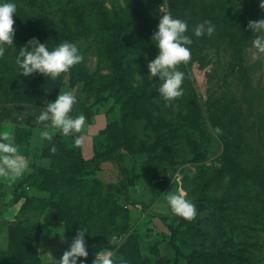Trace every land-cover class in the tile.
I'll return each mask as SVG.
<instances>
[{"label": "rangeland", "instance_id": "rangeland-1", "mask_svg": "<svg viewBox=\"0 0 264 264\" xmlns=\"http://www.w3.org/2000/svg\"><path fill=\"white\" fill-rule=\"evenodd\" d=\"M15 2V46L0 58V104L28 107L40 94L45 106L71 92L77 115L89 116L94 128L113 126L100 141L85 137L76 148L87 163L83 185L75 184L70 158L45 179L62 230L42 243L21 241V228H14L0 243V264L36 258L57 264L83 228L84 264H94L100 251H111L114 264H139L119 253L131 235L142 264H175L168 243L173 231L192 264H264V53L253 46L264 32L249 27L264 20L260 0ZM167 13L187 21L193 39L190 61L178 66L184 95L170 103L159 94L158 78L147 77L149 60L159 53L152 37ZM205 20L215 25L214 34L195 37L191 29ZM33 38L49 49L74 43L84 60L55 80L24 76L15 60ZM135 174H143L144 183L131 187ZM179 191L196 206L191 220L167 205V196Z\"/></svg>", "mask_w": 264, "mask_h": 264}, {"label": "clouds", "instance_id": "clouds-1", "mask_svg": "<svg viewBox=\"0 0 264 264\" xmlns=\"http://www.w3.org/2000/svg\"><path fill=\"white\" fill-rule=\"evenodd\" d=\"M260 7L264 9V0H260ZM17 13L15 0H0V58L7 48L15 46V21ZM252 31L264 32V20L249 23ZM158 30L153 34L152 40L156 43L159 53L155 59L148 62V78H158L159 94L166 102H172L184 95L182 87L185 73L178 70V66L186 64L191 59V45L193 39L187 33L190 31L187 21L176 18L170 13L159 17ZM197 37H211L215 32V25L205 20L191 29ZM253 46L264 53V35H259L253 41ZM84 56L78 46L65 41L49 49L46 43L37 38L29 40L25 46L20 47L15 63L20 74L30 76L34 73L42 74L55 80L62 74L69 72L75 65L82 63ZM77 97L71 92L60 93L55 101H48L43 111L36 117V123L43 125L41 137L52 141L54 129L63 136H74L87 127L86 117L83 114L72 115ZM219 128L215 132L219 133ZM75 145L84 142L83 136H75ZM52 153L56 148L52 147ZM28 170L27 161L19 154L18 146L11 142L7 133H0V177H19ZM167 205L171 212L181 218L191 220L197 214L195 204L186 198L183 191L167 196ZM85 229L77 231L68 250L63 253L57 264H84L81 258H87L89 253L86 245ZM63 239V238H62ZM111 251H100L96 255L94 264H114Z\"/></svg>", "mask_w": 264, "mask_h": 264}, {"label": "trees", "instance_id": "trees-1", "mask_svg": "<svg viewBox=\"0 0 264 264\" xmlns=\"http://www.w3.org/2000/svg\"><path fill=\"white\" fill-rule=\"evenodd\" d=\"M211 10L212 8H208ZM214 20V18H212ZM217 28L219 29L218 24L216 23ZM244 28L240 29V32L237 34H234V39L236 42L240 41V38L242 37L244 33ZM241 70L245 71V68L241 66ZM41 95L37 94L34 96L32 103L28 106H21V105H13V106H6L0 104V133H1V126L4 122H11L12 124L16 125V131H15V144L18 147L26 146L29 144L30 139V131L23 127H31L33 128L36 125L43 126L41 124L36 123V117L40 114L41 111H43L44 106L40 103ZM73 116L77 115V112L73 110L72 112ZM86 120L89 123H92V119L89 116H85ZM35 122L36 124H32ZM113 124H108L107 127L102 130L98 134L99 141L102 137L107 135V131L111 129ZM75 136H80V134H75L74 136H63L59 132L53 137L52 141H45L43 148L40 152V158L45 159L49 162V165L47 167H37L34 169V172L29 175L24 182L19 186L22 187L24 185H28L29 187L37 188L38 190L48 192L50 194L49 199L44 202V206L47 208H53L50 206L51 202V195L52 191L47 186V183L45 181L46 178L51 176V171L54 165L61 160H64L65 158H70L73 165L74 170V181L77 186L83 185L84 180L82 179V174L84 173V170H86V162H83L78 155L77 147L75 145ZM55 147L56 152L52 153L51 148ZM127 150V149H126ZM125 150V151H126ZM130 149L127 150L129 152ZM112 153H114V150H111L108 153H97L95 158L93 159L96 162H99L100 160H103L107 157H109ZM141 179H145V176L143 174H135L131 180L129 181V186H134L135 183ZM93 182L99 187L100 182L97 180H93ZM123 187H125V183L122 184ZM34 200L27 198L26 203L23 206V209L28 206V204L32 203ZM57 213V212H56ZM54 219L56 221H59L58 215L55 214ZM14 225V226H13ZM11 225L9 229V236L11 235V231L14 228L20 227L22 230V236L20 237L21 241L29 242L31 240H38L41 235L43 234L42 228L40 224L31 222L28 220H21L18 221L16 224ZM178 233L176 231L172 232L171 238L169 239L168 243L170 247L175 251L176 253V260L175 264L178 263V259L185 260L187 264H192L189 257H186L183 252L180 251L176 244V238L178 237ZM16 246H13L15 248ZM120 255L125 259V261L134 262V261H140L139 264H142V260L140 255L138 254V241L136 239L135 235H131L126 242L122 245V247L119 250ZM135 255V258H134ZM2 255L0 254V257ZM33 262V261H32ZM32 264H42V262L36 258V261Z\"/></svg>", "mask_w": 264, "mask_h": 264}, {"label": "crops", "instance_id": "crops-1", "mask_svg": "<svg viewBox=\"0 0 264 264\" xmlns=\"http://www.w3.org/2000/svg\"><path fill=\"white\" fill-rule=\"evenodd\" d=\"M32 124L36 123L33 122ZM86 124L87 127L77 134L93 140L102 131V127H99V129L94 128L95 125L89 123L87 120ZM16 128L17 126L11 122H4L1 126V133H7L10 141L15 143ZM23 128L30 131L29 144L18 148L19 154L28 163V170L19 177H0V243H4L7 239L6 237L9 236V227L21 220L40 224L43 231L40 237L42 243L46 236H54L55 233H59V230H62L61 223L54 219V209L44 206V202L49 199L47 192L29 187L28 185L19 188L24 180L34 172L35 168L47 167L48 163L47 160L40 158V152L46 141L40 135L43 126L36 125L33 128L29 126ZM48 130L53 133V137L58 133V131L51 128ZM142 183H144L143 179L137 181L138 186ZM130 194L132 192H129ZM27 198L34 201L23 209ZM49 259L53 261V256L50 255ZM49 259L48 261H50Z\"/></svg>", "mask_w": 264, "mask_h": 264}]
</instances>
